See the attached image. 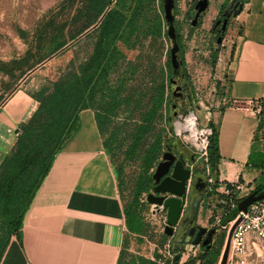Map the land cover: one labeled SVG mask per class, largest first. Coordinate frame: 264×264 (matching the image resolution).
<instances>
[{
	"label": "trees",
	"instance_id": "16d2710c",
	"mask_svg": "<svg viewBox=\"0 0 264 264\" xmlns=\"http://www.w3.org/2000/svg\"><path fill=\"white\" fill-rule=\"evenodd\" d=\"M246 1L238 0L239 3ZM159 4V0H85L83 6L75 10L71 19L75 21L83 17L84 22L70 36L71 40L96 23L108 8L99 24L90 31L94 36L85 58L78 62L70 59L48 86L34 93L38 105L31 116L20 123L13 145L0 162V261L10 240L19 238L24 213L53 156L76 131L78 113L85 108L94 111L103 146L115 169L126 236L140 237L150 228L144 219L148 203L142 194L151 187L152 168L161 156L164 134L168 132L165 123L175 112L168 105L167 87L171 83L169 51L165 65L160 66L156 56L160 53L158 47L150 50L153 40L160 37V26L164 25ZM118 43L129 49L139 48L140 55L134 60L126 59ZM259 116L264 120V96ZM209 125L212 133L207 162L217 175V138L210 121ZM169 141L171 145L177 143L170 138ZM262 160L256 164L261 169L264 156ZM131 163L137 166L134 175H128L126 170ZM262 188L264 182L253 190ZM236 214L235 204L229 207L222 221L227 222ZM160 236L164 240V234ZM221 245L222 236L219 234L216 243H212L208 250L204 251L201 246L200 263L215 262ZM123 257L124 249L120 251L116 264H153L150 259L138 255H130L125 262Z\"/></svg>",
	"mask_w": 264,
	"mask_h": 264
},
{
	"label": "crops",
	"instance_id": "0c3cea01",
	"mask_svg": "<svg viewBox=\"0 0 264 264\" xmlns=\"http://www.w3.org/2000/svg\"><path fill=\"white\" fill-rule=\"evenodd\" d=\"M235 17L240 32L234 36L226 59L225 94L242 104L212 109L209 121L216 132L217 166L223 180H239L252 191L264 182V167L256 166L263 162L264 142L257 138L258 122L253 105L247 103L261 101L264 96V0H247ZM30 74L0 103V162L13 145L20 123L38 105L34 93L56 78L36 80ZM152 208L148 204L147 212ZM204 211L207 222L209 213L200 204L197 224ZM126 231L115 169L94 111L85 108L78 113L76 131L53 156L24 213L19 238L10 240L0 264H116ZM251 239L247 235L241 251L230 248L226 264L260 261L263 247ZM221 251L211 264L218 263ZM199 253L177 264H201Z\"/></svg>",
	"mask_w": 264,
	"mask_h": 264
},
{
	"label": "rangeland",
	"instance_id": "374dc122",
	"mask_svg": "<svg viewBox=\"0 0 264 264\" xmlns=\"http://www.w3.org/2000/svg\"><path fill=\"white\" fill-rule=\"evenodd\" d=\"M84 1L0 0V103L14 88L20 85L22 82L20 80L24 75L44 59L47 58L41 66L34 69L35 71L33 70L34 72L30 74L32 76L29 77H35L36 80L48 79L50 81V79L58 76L70 59L78 62L85 58L89 53L94 32L83 35L61 52L54 56L52 55L69 43L71 41L70 36L83 25V17L75 21L71 17L78 7L83 6ZM159 1L158 9L161 18H163L161 0ZM229 1L208 0L206 10L198 17L196 24L191 25V20L195 12L194 5L197 0H173V25L179 47L180 68L184 73L183 80L186 83V88L182 90V97L176 98L177 96H172L174 85L170 83L167 87L170 98L168 102L169 109L175 112L170 114V123H165V127L168 129L167 136L170 140L177 141V143L174 142L172 145L175 151L181 150L180 152L187 158L196 157L197 155L188 148H184L183 142L173 132V122L177 118V115H185L191 109L194 111L197 110L199 104L196 101L195 93L201 94L202 99H210L211 95L209 94V90L213 88L218 90L221 82L219 78H222L223 81L225 80V70L223 71L221 68H218L216 61L218 54H223L224 62L226 61L229 52L227 50L234 40V34L237 32L239 24L235 19L229 20V26L226 25L227 28L221 35V39L226 38L224 44H222L221 40L219 43L216 42L219 36V26L218 28H214L213 24L217 18L221 17V12ZM148 15L150 17V14ZM160 31V37L153 40L150 50L153 51L155 47H158L160 53H157L158 55L156 56L159 59L158 63L160 66H163L168 58V51L171 44L166 35L165 23L160 26ZM61 44L63 45L59 47ZM146 44L147 41L144 42V49H146ZM117 45L128 60H134L140 55L139 48L129 49L121 43ZM144 53H146V50ZM65 55H67V59L64 58ZM150 56L154 58V55ZM139 75L140 72L136 77L138 78ZM204 114L203 110L197 111L201 123L204 120ZM259 129H262L261 137H264V120L259 123ZM196 165L200 169L202 161L197 159ZM208 166L212 186L222 189L224 183H229L223 180L224 176L220 175V170L217 165L215 167L217 175L212 172L210 165ZM126 170L128 175H134L137 172V166L131 163L127 165ZM237 181L239 182V180ZM242 194L243 192L235 193L232 197L237 198ZM214 203L215 209L220 211L229 210V205H222L217 203V201ZM147 213H144V219L149 222L150 228L145 235L138 237L134 234H127L126 236L124 262L128 261L130 255H138L150 259L153 264H157L158 258L161 256L160 252L162 253L164 250V241L161 239V236L159 237L161 220L158 218L151 219ZM206 215L207 212L204 211L198 220V224L210 228L209 223L205 222ZM219 233L220 237L222 236V250L226 231L222 230ZM260 253L262 258L256 262L257 264L264 263V248H262ZM256 263L252 262L251 264Z\"/></svg>",
	"mask_w": 264,
	"mask_h": 264
},
{
	"label": "water",
	"instance_id": "95a60500",
	"mask_svg": "<svg viewBox=\"0 0 264 264\" xmlns=\"http://www.w3.org/2000/svg\"><path fill=\"white\" fill-rule=\"evenodd\" d=\"M114 1V0H113ZM173 0H161L163 13V21L166 24V35L170 41L169 48V63L171 68V77L169 81L175 83L177 76L180 74V61L178 59V44L176 41L175 30L173 25L174 16L172 14ZM208 0H197L194 5V15L191 20V25H195L198 17L206 10ZM242 9V3L235 0H230L221 12V17L214 21V24H220L219 36L216 42L221 40L227 20L231 16H236ZM108 8L100 15L96 23L88 27L64 47L58 50L53 56L61 52L71 43L94 29ZM44 59L36 67L30 69L24 77L23 81L34 69L41 66ZM181 87L178 85L174 88L172 95L175 96ZM192 161V158H187L182 152L175 151L174 147L168 142L167 133L164 134L163 151L151 173V187L146 193L145 201L152 205V213L160 211L165 215V224L163 233L172 238L171 250L175 254L170 259H165L163 264H177L179 260V251L183 244L191 243L204 247V251L208 250L213 243V236L216 233L215 228H206L196 223L198 211L200 208L202 197L206 190V175L203 172L195 171L191 181L187 184L189 169L185 167L186 161ZM264 198V188L261 190H252L248 195L240 199L237 204V211L245 212L249 204L254 201ZM241 220V215L236 217L228 231L224 240L223 248L217 264H226L231 244V236L233 230Z\"/></svg>",
	"mask_w": 264,
	"mask_h": 264
},
{
	"label": "built area",
	"instance_id": "2783aa9c",
	"mask_svg": "<svg viewBox=\"0 0 264 264\" xmlns=\"http://www.w3.org/2000/svg\"><path fill=\"white\" fill-rule=\"evenodd\" d=\"M230 19L236 20V17L231 16L229 20ZM229 20L227 22V26H229ZM239 30L240 26L234 35H237L239 33ZM225 40L226 38L221 39L222 44L225 43ZM228 51L229 49L227 50V52ZM223 58V54H218L216 65L218 66V68H221L224 71L226 69V61L224 62ZM219 81L221 82L219 84L218 90H216L215 88L209 90V94L211 95L210 99H202L201 94L195 93L196 101L199 104L197 110L194 111L193 109H191L185 115H177V118L173 122L174 134L179 137L181 142H183V146L185 148H188L190 151L197 155L196 157H191L193 159L192 161L187 160L185 163V167L189 169L187 184H189V182L191 181L192 175L195 171L203 172L206 175V190L202 197L201 204L204 205L205 210H207L209 213L207 223H209L210 227L215 228L216 231L225 230L227 232L236 217L241 215L240 222L233 230L230 248H234L236 251H241L244 248L247 235H251V241H259L261 246L264 248V198L249 204L245 212L237 211L235 217L231 220H228L227 222L222 221L223 216L226 214V211H220L218 209H215V201H217V203L219 204H226L229 205V207H233L235 204H237L240 199H242L251 192V189L247 185H244L243 183L238 182L237 180L231 181L229 183H224L222 185V189H219L217 187L212 186V180L209 177L207 148L209 137L212 133V127L209 125V112L211 111L212 107L220 109L228 106L239 107L242 104L229 99L225 94L227 89L226 81H223L222 78H219ZM247 103L253 105L252 113L256 116L258 122L257 138L259 139V141L264 142V137H261L262 129H259V123L263 121V119L259 116L261 109V101L249 100ZM198 110H203L205 113L203 115L204 120L202 123L199 121V117L197 115ZM177 124H180V126L176 128ZM197 159H200L202 161L200 169L196 165ZM241 192H243V194L239 195L237 198L232 197L235 195V193L237 194ZM145 196L146 193H143L142 197L144 201ZM147 215L151 217V219L157 216L161 220V227L159 233L162 234L163 227L165 224L164 213L160 211L159 213L154 214L152 213V211H149ZM166 237V241L163 245L164 250L162 253L159 251L161 256L158 258L157 264H163L165 259H170L175 254V252L171 250L172 238L170 236ZM199 246L200 245H193L191 243L183 244L181 249L177 251L179 253L178 262H180L181 260H188L197 257L199 253Z\"/></svg>",
	"mask_w": 264,
	"mask_h": 264
},
{
	"label": "flooded vegetation",
	"instance_id": "af4514ba",
	"mask_svg": "<svg viewBox=\"0 0 264 264\" xmlns=\"http://www.w3.org/2000/svg\"><path fill=\"white\" fill-rule=\"evenodd\" d=\"M237 1V0H236ZM238 2V1H237ZM239 3V2H238ZM230 18V17H229ZM229 18H228V20H229ZM228 20H227V22H228ZM226 25H227V23H226ZM213 26H214V28H218V26H219V28H220V24H217V25H215V24H213ZM225 28H226V26H225ZM224 31H225V29H224ZM224 31H223V33H224ZM218 32L220 33V31H219V29H218ZM222 33V34H223ZM221 34V35H222ZM178 59H179V54H178ZM180 61V60H179ZM180 64H181V61H180ZM180 67H181V65H180ZM183 76H184V73H183V71H182V69L180 68V74H179V76H177V78H176V82L175 83H171L172 85H174V88L176 87V86H180L181 88L178 90L179 92L178 93H176V95L175 96H177L176 98H180V97H182V90L183 89H185L186 88V83L184 82V80H183Z\"/></svg>",
	"mask_w": 264,
	"mask_h": 264
},
{
	"label": "bare ground",
	"instance_id": "6f19581e",
	"mask_svg": "<svg viewBox=\"0 0 264 264\" xmlns=\"http://www.w3.org/2000/svg\"><path fill=\"white\" fill-rule=\"evenodd\" d=\"M64 58L67 59V55H65ZM179 126H180V124H177V125H176V128L179 127Z\"/></svg>",
	"mask_w": 264,
	"mask_h": 264
}]
</instances>
